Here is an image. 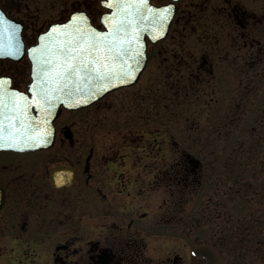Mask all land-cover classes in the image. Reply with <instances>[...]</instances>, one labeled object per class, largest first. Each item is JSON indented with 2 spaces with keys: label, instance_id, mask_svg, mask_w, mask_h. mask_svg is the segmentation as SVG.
I'll return each mask as SVG.
<instances>
[{
  "label": "flooded vegetation",
  "instance_id": "af4514ba",
  "mask_svg": "<svg viewBox=\"0 0 264 264\" xmlns=\"http://www.w3.org/2000/svg\"><path fill=\"white\" fill-rule=\"evenodd\" d=\"M90 3L107 11L97 0ZM77 4L0 0V9L21 24L28 48ZM173 8L165 36L146 37L138 81L110 96L114 114L124 104L127 137L113 132L118 116L85 115L80 108L57 115L52 142L0 148V264H200L184 244L164 238V226L183 215V195H194L219 168L220 186L209 187L220 194L211 200L227 207L228 179L247 183L264 170V0H176ZM148 67L157 87L153 111ZM30 71L27 52L19 59L0 57V75L11 78L10 87L26 90ZM180 104H210L209 115H220L213 124L208 118L201 144L212 156L206 163L178 149L171 127H159L177 115H194L180 111ZM169 151L186 165L174 168L175 157L164 159ZM163 187L166 197L149 193Z\"/></svg>",
  "mask_w": 264,
  "mask_h": 264
},
{
  "label": "snow or ice",
  "instance_id": "6c2138e0",
  "mask_svg": "<svg viewBox=\"0 0 264 264\" xmlns=\"http://www.w3.org/2000/svg\"><path fill=\"white\" fill-rule=\"evenodd\" d=\"M108 8L94 10L90 0H78L65 23L51 22L39 43L27 49L31 80L26 90L10 87L0 75V148L24 149L50 143V117L58 104H83L110 88L138 80L145 65L142 32L164 35L172 4L154 7L149 0H97ZM115 9V11H112ZM91 18V19H90ZM95 24V26H94ZM20 25L0 10V57L24 51ZM71 135V133H69ZM186 162L174 158L173 167Z\"/></svg>",
  "mask_w": 264,
  "mask_h": 264
},
{
  "label": "rangeland",
  "instance_id": "374dc122",
  "mask_svg": "<svg viewBox=\"0 0 264 264\" xmlns=\"http://www.w3.org/2000/svg\"><path fill=\"white\" fill-rule=\"evenodd\" d=\"M154 74L152 68L148 67L146 72L147 103L148 106H151L148 108L151 111L157 106L155 102L157 87L153 80ZM124 91L123 89L118 90L121 93ZM112 95H114L113 92L95 104L86 107L83 112L85 115L118 116L115 119L113 132L123 133L127 137L128 132L131 130L124 119L126 109L123 104L119 111L121 114H114L113 109L109 108L111 104L109 100ZM166 100V97H164L162 102ZM212 106L210 104H180V111L186 108L187 111H193L194 115L180 114L173 117V123L167 124L164 120L159 125L163 129L166 127L172 128L170 129L173 134L171 138L177 141L180 151L183 149L195 155L197 154L201 161L205 163L212 158L201 145L206 139L205 130L211 125L208 118L209 116L212 117L213 124L218 121L220 116L209 115ZM216 106L219 108L218 105ZM217 108L215 111L218 110ZM68 114L80 115L77 112ZM68 114L64 112L62 115ZM148 117L147 125L153 127L152 122H154V119L150 115ZM166 118L167 115H164V119ZM132 130L136 131L135 129ZM170 131L165 130L166 133ZM148 142L150 143V141ZM167 155H164V159L175 157L171 155V151ZM203 165L205 164L203 163ZM215 171L217 174L213 171V176L209 180H203V184L194 195H183L184 198L188 197L183 215L178 216L179 219L176 223L164 226L165 240H168L173 246L184 244L187 254L192 259L195 257L191 254L193 250L196 254H201L200 262L204 264H264V182L260 179L257 182L255 181L259 175L260 178L264 176V170L257 175H251L256 178L247 176L250 179V182L247 183H235L233 178L228 179L227 207L219 205V203L215 204L211 200V197L215 199L216 193L220 194V188L214 190L209 187L212 185L220 186L219 168H216ZM161 191L163 196L166 197L164 192L167 191L164 187L163 189L159 188L158 191L149 190V193L159 192L161 194ZM226 209L228 212L223 215L222 213Z\"/></svg>",
  "mask_w": 264,
  "mask_h": 264
},
{
  "label": "water",
  "instance_id": "95a60500",
  "mask_svg": "<svg viewBox=\"0 0 264 264\" xmlns=\"http://www.w3.org/2000/svg\"><path fill=\"white\" fill-rule=\"evenodd\" d=\"M150 3V2H149ZM151 4V3H150ZM153 5V4H152ZM154 6V5H153ZM154 7H156V6H154ZM173 7H172V14H173ZM112 11H115V9H112ZM171 20V19H170ZM170 20L168 21V23H167V26L165 27V29H164V35H165V33H166V31H167V28H168V25H169V22H170ZM65 22H67V21H65ZM65 22H63V23H65ZM47 31V30H46ZM145 35H148L149 37H150V39L151 40H156V39H158V38H161L162 36H164V35H160L158 32L156 33V39H153L152 38V36H153V32H151V31H149V32H142L141 33V40H142V42L144 43V45H145V48H146V44H145ZM19 39H20V42L22 43V41H21V35H20V33H19ZM39 43V42H38ZM33 47V46H32ZM31 47V48H32ZM145 48H144V53H145V55H144V60H145V63H146V50H145ZM144 67H145V65H144ZM144 67L142 68V70L144 69ZM142 70H141V72H142ZM140 75V74H139ZM139 77V76H138ZM137 81V80H136ZM136 81H134V82H132L131 84H133V83H135ZM131 84H121L120 86H118V87H113V88H110L107 92H104L102 95H98L95 99H91V98H87L86 97V99L88 100V102H86V103H83V104H81V103H79V100L77 99V100H70L69 101V103L72 105V107H69L68 105H65V104H58L57 105V107L54 109V112H53V115L50 117V123H51V125H52V120L55 118V116L56 115H58L59 114V112L61 111V107L62 106H64V107H66V108H77V107H81V106H85V105H89V104H92L93 102H95V101H97L98 99H100L101 97H103L105 94H107L108 92H110V91H112V90H114V89H116V88H119V87H122V86H127V85H131ZM51 131H52V135L50 136V140L52 141V138H53V125H52V129H51ZM39 146H41V145H39ZM35 147H37V146H35Z\"/></svg>",
  "mask_w": 264,
  "mask_h": 264
}]
</instances>
